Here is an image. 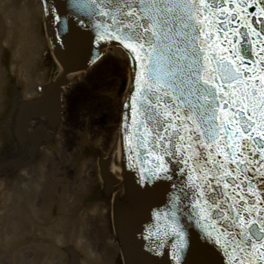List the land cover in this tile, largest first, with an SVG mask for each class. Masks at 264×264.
Instances as JSON below:
<instances>
[{"label":"snow or ice","instance_id":"obj_1","mask_svg":"<svg viewBox=\"0 0 264 264\" xmlns=\"http://www.w3.org/2000/svg\"><path fill=\"white\" fill-rule=\"evenodd\" d=\"M45 3L65 46L79 28L129 58L121 163L139 181L122 223L148 233L142 255L264 264V0Z\"/></svg>","mask_w":264,"mask_h":264},{"label":"bare ground","instance_id":"obj_2","mask_svg":"<svg viewBox=\"0 0 264 264\" xmlns=\"http://www.w3.org/2000/svg\"><path fill=\"white\" fill-rule=\"evenodd\" d=\"M47 27L40 1L0 0V129L13 124L18 106L27 104L28 99L36 94L35 86L44 83L45 72L37 71L35 67L43 48L48 47V41L52 40L48 36ZM108 51L113 55L119 54L115 49ZM48 59L50 62L49 57ZM84 71L88 72V69L75 72L70 79L75 80L79 76L77 83L85 84L82 77L87 72ZM100 81L95 80V84L105 85L103 80ZM52 83L54 81L48 82L49 85ZM45 91L46 88L42 93ZM88 96H83L84 102L87 106H94L95 103ZM63 102L65 103V99ZM66 104L71 109V104ZM93 106L76 112L82 118H76L78 123H85L79 135L85 136L84 138L90 136L91 141L85 142L88 146L97 143L93 141L97 135L89 131L91 120H83L89 118L84 115L88 116L91 109L94 112ZM60 113L65 118V113ZM63 118H58L57 123H66ZM48 125L43 123L42 126L49 137L38 143L35 150H44L48 157L47 164L40 161L24 168V162L19 160L20 153L7 148L0 150V259L3 260L0 264H58L63 261L61 251L69 242L65 224L72 229V250L67 251L79 255V259L73 264H116L120 251L113 235L108 232L109 222L112 225L108 212L110 203L95 201L96 197H89L94 191H100L96 187H102L97 176L96 161L92 157L79 158L77 154L72 155V173L75 177L68 183L70 193L63 186L65 192L62 201L59 198L50 213L37 206L42 196L44 200L48 199L44 195L47 184L53 186L60 168L67 167L66 156L61 155L66 154L65 145L60 146L64 143L63 139L59 134L53 136V130ZM13 136L15 139V135ZM2 143L0 138V146ZM51 143L54 144V149L58 147L56 151L49 150ZM33 154L30 157L35 158L36 155ZM54 160L59 167L51 164ZM117 177L119 179L120 175ZM118 188L122 190L121 186ZM57 207L66 210V213L72 209V217L66 220L55 218ZM56 224L60 225L58 230Z\"/></svg>","mask_w":264,"mask_h":264},{"label":"water","instance_id":"obj_3","mask_svg":"<svg viewBox=\"0 0 264 264\" xmlns=\"http://www.w3.org/2000/svg\"><path fill=\"white\" fill-rule=\"evenodd\" d=\"M57 70H58L57 68H56V69L54 68V72H56V74L58 73ZM73 74H74V73H72L71 75H69L68 78H70ZM50 89H51V88H50ZM50 89H49V90H50ZM44 93H45V92H44ZM46 93H48V91H46ZM47 98H50L49 94H47ZM41 99H42L41 102H43L44 104H45V102H48V101H49V100H46L45 97H42ZM25 106H26V104L19 105V106H18V109H19V110H22V108L24 109ZM49 107H50L51 109H53L52 105H50ZM51 109L48 110V114H52V115H53L54 113H53V111H52ZM53 110H54V109H53ZM49 118H50V117H49ZM16 120H17V118H16ZM16 120H15V122L13 123V128H14V129H16L17 126H18ZM53 122H54V121L51 119V121H50L51 126L53 125V124H52ZM14 135H15V138H16V139H17V137L20 136V139H19V140H21L22 135H20L19 132L17 133V129H16V132H14ZM48 137H49V136H48L47 134H45V133H44V136H42V137H40V136H32L31 134H27V136H26V144L23 145V147H22V150H23V151L20 152L21 160L24 161V160H23V157H24V154H23V153H26V154H28L29 156H31V155L34 153V151L36 150V146H37V144L40 143L41 141L47 139ZM17 140H18V139H17ZM17 140H16V141H17ZM19 140H18V141H19ZM17 145L19 146V144H17ZM21 154H22V155H21ZM114 158H116V155H115ZM111 161H112V157H111ZM113 161H114V159H113ZM112 165H113V164H112ZM110 171H111L114 175H116V176L120 175V174H119V173H120V168H119V166L116 164V162L114 163L113 167L110 168Z\"/></svg>","mask_w":264,"mask_h":264}]
</instances>
